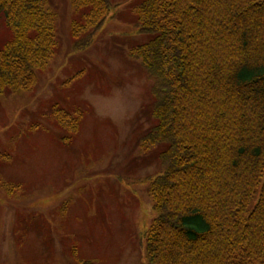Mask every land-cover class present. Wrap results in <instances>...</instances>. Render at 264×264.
Returning a JSON list of instances; mask_svg holds the SVG:
<instances>
[{
    "label": "trees",
    "instance_id": "obj_1",
    "mask_svg": "<svg viewBox=\"0 0 264 264\" xmlns=\"http://www.w3.org/2000/svg\"><path fill=\"white\" fill-rule=\"evenodd\" d=\"M49 5L0 0L10 34L0 97L34 89L57 55ZM70 5V52H86L115 2ZM132 14L135 35L147 41L127 55L152 82L143 107L151 125L137 143L159 168L141 180L154 212L145 264H264V0H142ZM51 111L74 138L83 111Z\"/></svg>",
    "mask_w": 264,
    "mask_h": 264
},
{
    "label": "rangeland",
    "instance_id": "obj_2",
    "mask_svg": "<svg viewBox=\"0 0 264 264\" xmlns=\"http://www.w3.org/2000/svg\"><path fill=\"white\" fill-rule=\"evenodd\" d=\"M141 1L114 0L92 47L71 53L70 0H49L57 55L34 89L0 97V185H20L0 186V264H145L154 212L141 180L159 168L137 143L152 82L127 55L147 41L133 27ZM9 39L0 17V49ZM54 106L83 111L74 138Z\"/></svg>",
    "mask_w": 264,
    "mask_h": 264
}]
</instances>
